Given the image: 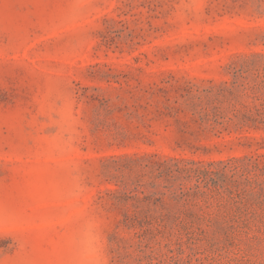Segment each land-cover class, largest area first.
Returning a JSON list of instances; mask_svg holds the SVG:
<instances>
[{
  "label": "rangeland",
  "instance_id": "rangeland-1",
  "mask_svg": "<svg viewBox=\"0 0 264 264\" xmlns=\"http://www.w3.org/2000/svg\"><path fill=\"white\" fill-rule=\"evenodd\" d=\"M0 264H264V0H0Z\"/></svg>",
  "mask_w": 264,
  "mask_h": 264
}]
</instances>
